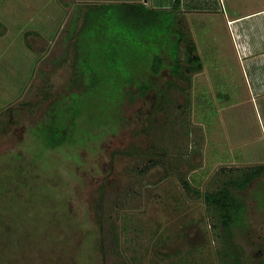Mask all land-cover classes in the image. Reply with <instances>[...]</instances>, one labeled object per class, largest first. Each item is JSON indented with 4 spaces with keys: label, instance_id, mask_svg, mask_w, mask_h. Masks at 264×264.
Listing matches in <instances>:
<instances>
[{
    "label": "rangeland",
    "instance_id": "rangeland-1",
    "mask_svg": "<svg viewBox=\"0 0 264 264\" xmlns=\"http://www.w3.org/2000/svg\"><path fill=\"white\" fill-rule=\"evenodd\" d=\"M168 1L0 0V264L234 263L202 195L264 167V112L248 64L223 46L228 32L211 48L212 33L189 32ZM192 38L205 45L198 72ZM82 62L93 64L84 83L73 76ZM149 79L141 96L136 83ZM67 108L80 112L71 124L67 111L70 136L47 145ZM232 192L245 205L236 249L255 264L264 171Z\"/></svg>",
    "mask_w": 264,
    "mask_h": 264
},
{
    "label": "crops",
    "instance_id": "crops-1",
    "mask_svg": "<svg viewBox=\"0 0 264 264\" xmlns=\"http://www.w3.org/2000/svg\"><path fill=\"white\" fill-rule=\"evenodd\" d=\"M166 5L169 9L176 7V12L184 15L189 32L195 33L196 29L199 32L210 31L211 48L219 47L220 43L215 38L221 39L219 32H228V41H224L223 46L234 47L241 62L248 64L244 73L247 87L255 102L260 103L259 111L264 112V0H169ZM192 16L198 19L190 20ZM192 39L197 51L201 52L204 49L201 47H205L203 41L199 44ZM199 51L197 56L201 60Z\"/></svg>",
    "mask_w": 264,
    "mask_h": 264
},
{
    "label": "trees",
    "instance_id": "trees-1",
    "mask_svg": "<svg viewBox=\"0 0 264 264\" xmlns=\"http://www.w3.org/2000/svg\"><path fill=\"white\" fill-rule=\"evenodd\" d=\"M181 41V40H180ZM178 41V43H180ZM188 49V54L191 56L188 57L187 62L192 64L190 67L193 71H200L202 69V62L200 58L194 53L195 51V46L194 44L189 42V46L187 47ZM163 62L162 59L159 56H156L153 59V62L150 67V71L153 75H157L160 70L163 68ZM88 67V68H86ZM180 67H182L181 63L179 62L178 58L174 59V65L171 67V74L175 77H177L180 73ZM185 67V66H184ZM74 68V80L75 81H80L81 83L86 81L88 82L89 78V73L93 69V64H84L83 62L79 65L73 64ZM188 68V67H187ZM181 75V74H180ZM138 77V76H137ZM136 77V79H137ZM136 79H129L128 84H135ZM108 82L112 83V80H109V75H105V80H104V85L107 84ZM101 83V80L97 82L96 80L90 81V88H95L99 86ZM124 84L127 85V81H124ZM137 87L139 89L140 95H144L146 92L150 91L151 88L154 86L152 85L150 79L147 80L144 83H136ZM172 84L165 85L167 89L170 87ZM135 86V85H134ZM163 97V96H161ZM163 102L164 100L156 99L155 100V110L161 111L163 107ZM68 109V108H67ZM59 107H52L51 108V117L50 119L51 124L55 123V114L54 111H59ZM64 111V112H63ZM67 111L71 112L72 117L70 118V123L73 124L75 118L77 115L80 113L79 111H74V110H61L59 112L61 114L58 115V130L56 126V134L60 136V139L56 141L50 142L48 141L47 145H52V146H58L62 144L63 142L68 139V136H70V131L65 130L66 127L63 124V121L67 118ZM63 112V113H62ZM53 132V129H51V133ZM264 171V167H256L253 168V170H248L246 171L241 177L239 178H232L230 177L229 180H226L218 189L213 190V191H205L203 196V201L206 206V209L208 211V214L210 215V218H212L215 222L213 223V228L217 232L218 236L221 239L222 243V248L221 249H230V253L226 251L225 249L221 251L222 256L225 257H234V263L233 264H241V256H240V249H236V244H235V232L234 229L237 226H241L243 224V215L245 213V205L242 201L238 200L235 195L232 192L233 190H244L253 180L256 178L260 177L261 174ZM184 185L186 186L187 189H190L193 193L198 194V192L194 191L192 187L189 185V183L184 182ZM200 194V193H199ZM198 194V195H199ZM232 253V254H231ZM224 264H227V261L224 262Z\"/></svg>",
    "mask_w": 264,
    "mask_h": 264
},
{
    "label": "flooded vegetation",
    "instance_id": "flooded-vegetation-1",
    "mask_svg": "<svg viewBox=\"0 0 264 264\" xmlns=\"http://www.w3.org/2000/svg\"><path fill=\"white\" fill-rule=\"evenodd\" d=\"M257 243L254 244V251L252 252L253 257L255 258V264H264V236L257 237ZM239 250V249H238ZM242 250L240 249L241 264H244Z\"/></svg>",
    "mask_w": 264,
    "mask_h": 264
}]
</instances>
